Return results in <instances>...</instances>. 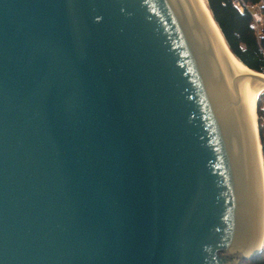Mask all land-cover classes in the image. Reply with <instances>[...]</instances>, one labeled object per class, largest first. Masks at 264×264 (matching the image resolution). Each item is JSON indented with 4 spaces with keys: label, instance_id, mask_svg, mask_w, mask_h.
I'll return each mask as SVG.
<instances>
[{
    "label": "water",
    "instance_id": "water-1",
    "mask_svg": "<svg viewBox=\"0 0 264 264\" xmlns=\"http://www.w3.org/2000/svg\"><path fill=\"white\" fill-rule=\"evenodd\" d=\"M227 49L200 0H0V264L260 257L264 74Z\"/></svg>",
    "mask_w": 264,
    "mask_h": 264
},
{
    "label": "trees",
    "instance_id": "trees-1",
    "mask_svg": "<svg viewBox=\"0 0 264 264\" xmlns=\"http://www.w3.org/2000/svg\"><path fill=\"white\" fill-rule=\"evenodd\" d=\"M262 0H245L246 4L256 5ZM207 7L212 14L230 52L249 69L264 74V25L261 34L255 30L251 14H241L233 4V0H207ZM264 93L257 103L259 120L258 131L261 145L264 147V123L261 118V104ZM264 152V149H263ZM244 264H264V247L260 257Z\"/></svg>",
    "mask_w": 264,
    "mask_h": 264
},
{
    "label": "bare ground",
    "instance_id": "bare-ground-1",
    "mask_svg": "<svg viewBox=\"0 0 264 264\" xmlns=\"http://www.w3.org/2000/svg\"><path fill=\"white\" fill-rule=\"evenodd\" d=\"M203 8L205 9L209 19L211 20L215 30L217 31L219 37L221 38L223 44L225 45L226 49H227V44L225 43V40L223 38V35L221 34L216 22L214 21L213 17H212V14L211 12L209 11L208 7H207V4L204 0H200ZM228 50V49H227ZM229 52V51H228ZM232 56V55H231ZM233 57V56H232ZM235 59V57H233ZM235 61L238 63V65L240 67H242L248 74L252 75L253 71L251 69H247L248 67L245 66L243 63H241V61H239L238 59H235ZM264 76V75H263ZM254 90H255V120H256V127H257V123H258V114H257V103H258V100L260 98V95L264 92V88L259 84V82L255 81L254 82ZM257 133L259 135V131L257 129ZM259 137V136H258ZM259 146H260V153H261V160H262V167H263V174H264V158H263V153L261 152L262 151V145H261V142L259 141Z\"/></svg>",
    "mask_w": 264,
    "mask_h": 264
},
{
    "label": "built area",
    "instance_id": "built-area-1",
    "mask_svg": "<svg viewBox=\"0 0 264 264\" xmlns=\"http://www.w3.org/2000/svg\"><path fill=\"white\" fill-rule=\"evenodd\" d=\"M233 4L237 7L241 14H244L245 12H249L251 14L255 30H257L258 34H261L262 27L264 25V0L256 5L246 4L245 0H233ZM261 120L264 123V116ZM262 148L264 149L263 146Z\"/></svg>",
    "mask_w": 264,
    "mask_h": 264
},
{
    "label": "rangeland",
    "instance_id": "rangeland-1",
    "mask_svg": "<svg viewBox=\"0 0 264 264\" xmlns=\"http://www.w3.org/2000/svg\"><path fill=\"white\" fill-rule=\"evenodd\" d=\"M205 2H206V0H204ZM264 111V100H263V102H262V104H261V112H263ZM260 118V117H259ZM258 118V119H259ZM258 124H259V122L257 123V128H258ZM259 141H260V138H259ZM263 154V158H264V152H263V148H262V151H261ZM264 160V159H263Z\"/></svg>",
    "mask_w": 264,
    "mask_h": 264
}]
</instances>
